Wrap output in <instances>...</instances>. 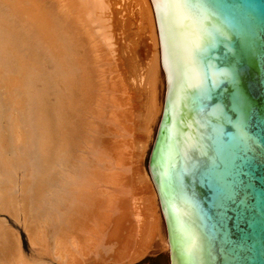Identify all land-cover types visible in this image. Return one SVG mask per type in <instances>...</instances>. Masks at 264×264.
Segmentation results:
<instances>
[{
	"label": "bare ground",
	"instance_id": "6f19581e",
	"mask_svg": "<svg viewBox=\"0 0 264 264\" xmlns=\"http://www.w3.org/2000/svg\"><path fill=\"white\" fill-rule=\"evenodd\" d=\"M166 91L152 0H0V212L50 264L171 250L141 169ZM17 234L0 224V264H44Z\"/></svg>",
	"mask_w": 264,
	"mask_h": 264
},
{
	"label": "water",
	"instance_id": "95a60500",
	"mask_svg": "<svg viewBox=\"0 0 264 264\" xmlns=\"http://www.w3.org/2000/svg\"><path fill=\"white\" fill-rule=\"evenodd\" d=\"M167 91L148 161L169 264H264V0H152Z\"/></svg>",
	"mask_w": 264,
	"mask_h": 264
},
{
	"label": "rangeland",
	"instance_id": "374dc122",
	"mask_svg": "<svg viewBox=\"0 0 264 264\" xmlns=\"http://www.w3.org/2000/svg\"><path fill=\"white\" fill-rule=\"evenodd\" d=\"M139 122H142V121H139ZM95 123L97 124V122H95ZM137 123H138V121H137ZM139 127H140V129H144L142 126H139ZM154 128H155V133L154 132L152 133L153 138L151 137L149 139V142L147 143L146 154L143 158L144 160L141 161V165H142L141 169H143L145 172H147V170H148V161H149L150 152H151L153 141H154L155 134H156L157 124H156V126H154ZM136 135L139 138H141L142 136L145 137V135L142 131L141 132L137 131ZM124 158H127V157L124 156ZM133 167H135V166H133ZM127 175H129V174H127ZM19 176H22V171L19 172ZM11 216L12 215H9L8 213L0 212V224H3V228H8V230L11 229V231H14L16 234L18 233L17 235L19 237L21 249H22L24 255L29 260H31V262L41 261V263H44V264L54 263L52 257L43 248H41L40 246L37 248L31 247L30 242L28 240V234L26 233L27 228H26V225L23 224L24 223L23 220L20 218L19 220L16 221V219H14ZM46 239H47V237H46ZM49 239L50 238L48 237V240H46L44 242V243L47 242V248H49L51 246L50 243H52V242H50ZM98 260H100V258H96V259L93 258V260L89 261L88 264H92V263L93 264H101V263H99L100 261H98ZM55 264H56V262H55ZM106 264H109V263H106ZM135 264H169L168 252L158 251L156 249L152 250V253L150 255H148L145 259H143L142 261H139Z\"/></svg>",
	"mask_w": 264,
	"mask_h": 264
}]
</instances>
